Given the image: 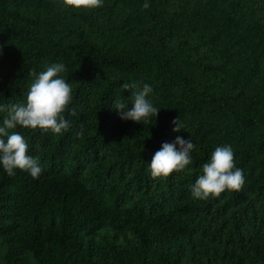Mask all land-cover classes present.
Masks as SVG:
<instances>
[{
  "label": "trees",
  "instance_id": "16d2710c",
  "mask_svg": "<svg viewBox=\"0 0 264 264\" xmlns=\"http://www.w3.org/2000/svg\"><path fill=\"white\" fill-rule=\"evenodd\" d=\"M142 3L0 0V104L63 61L76 108L59 134L10 130L43 171L0 168V264H264V0ZM131 80L153 85L156 117L119 116ZM177 135L195 142L192 163L151 176L148 160ZM217 144L233 147L245 183L195 199Z\"/></svg>",
  "mask_w": 264,
  "mask_h": 264
},
{
  "label": "clouds",
  "instance_id": "9594fccd",
  "mask_svg": "<svg viewBox=\"0 0 264 264\" xmlns=\"http://www.w3.org/2000/svg\"><path fill=\"white\" fill-rule=\"evenodd\" d=\"M77 6L98 8L104 0H74ZM143 8L150 7V0H143ZM68 66L63 61H54L44 66L35 74L30 84L26 99L22 102L0 104V111L5 112L0 120V168L8 175H15L17 169L28 172L38 178L43 166L39 157L29 152L30 144L21 131H10L20 127L61 133L71 126V120L64 113L73 114L75 107L69 108L73 101L72 84L67 79ZM123 89H130L127 99L123 96L113 102L122 119L133 121L148 120L157 115L159 108L150 94L153 85L135 80L122 83ZM131 101V107L128 101ZM173 131L187 129L179 115L172 120ZM196 147L191 136L177 135L172 141H163L148 160L150 175L168 176L173 170H181L192 163V151ZM201 172L190 185L191 196L206 200L219 196L226 189L239 190L245 183L244 169L237 166L235 151L230 144H217L202 164Z\"/></svg>",
  "mask_w": 264,
  "mask_h": 264
}]
</instances>
